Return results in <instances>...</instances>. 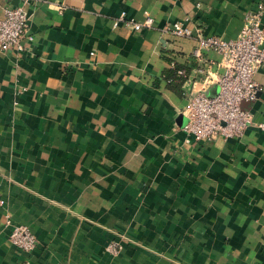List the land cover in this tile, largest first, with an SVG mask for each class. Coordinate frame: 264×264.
Wrapping results in <instances>:
<instances>
[{"label":"crops","instance_id":"1","mask_svg":"<svg viewBox=\"0 0 264 264\" xmlns=\"http://www.w3.org/2000/svg\"><path fill=\"white\" fill-rule=\"evenodd\" d=\"M258 2L30 5L34 41L0 52V264H264V69L242 137L184 132L190 92L210 73L215 94L223 73L218 52L195 55L198 35L236 39ZM21 3L0 0V17ZM148 16L151 28L128 25ZM18 225L33 252L11 243Z\"/></svg>","mask_w":264,"mask_h":264},{"label":"built area","instance_id":"2","mask_svg":"<svg viewBox=\"0 0 264 264\" xmlns=\"http://www.w3.org/2000/svg\"><path fill=\"white\" fill-rule=\"evenodd\" d=\"M34 1L23 0L19 6L5 8L4 15L0 17V52L21 53L26 43L34 41L30 33L29 15V7ZM153 24L154 20L148 16L142 23L128 25L140 31L153 27ZM164 30L180 38L195 36L192 29L181 23L169 24ZM198 41L195 55L201 58L203 51L218 52L222 56L220 66L223 73L217 79L219 88L215 94L208 92L212 83L210 73L202 82L200 90L190 92L184 110L187 118L184 127L186 143L240 138L253 125L254 119L252 111L245 109L243 104L256 101L262 91L256 75L264 69V0H259L257 10L247 14L244 28L236 39L198 35ZM200 72L203 73V70ZM179 75L186 78L184 71H180ZM7 225H11L10 218H7ZM10 241L25 253H31L38 247V240L27 225L14 226ZM111 248L115 254L120 251L117 243Z\"/></svg>","mask_w":264,"mask_h":264},{"label":"trees","instance_id":"3","mask_svg":"<svg viewBox=\"0 0 264 264\" xmlns=\"http://www.w3.org/2000/svg\"><path fill=\"white\" fill-rule=\"evenodd\" d=\"M166 78L170 79L171 82H176V83H180V84H182V82H184V80H185V77L178 75V73L176 74L175 70L174 71H171V70L168 71L167 75H166Z\"/></svg>","mask_w":264,"mask_h":264}]
</instances>
